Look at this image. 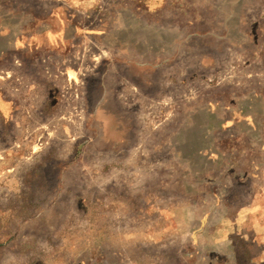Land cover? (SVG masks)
<instances>
[{"label":"rangeland","instance_id":"obj_1","mask_svg":"<svg viewBox=\"0 0 264 264\" xmlns=\"http://www.w3.org/2000/svg\"><path fill=\"white\" fill-rule=\"evenodd\" d=\"M0 264H264V0H0Z\"/></svg>","mask_w":264,"mask_h":264},{"label":"crops","instance_id":"obj_2","mask_svg":"<svg viewBox=\"0 0 264 264\" xmlns=\"http://www.w3.org/2000/svg\"><path fill=\"white\" fill-rule=\"evenodd\" d=\"M196 20H198V18H195L194 20L190 19V21H189V25H190V26H193V23H194V21H196ZM209 22L212 23L211 19H209Z\"/></svg>","mask_w":264,"mask_h":264}]
</instances>
